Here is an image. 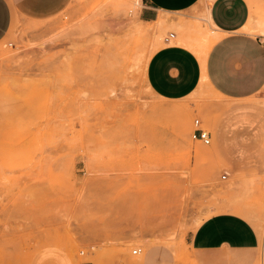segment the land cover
I'll list each match as a JSON object with an SVG mask.
<instances>
[{
	"label": "rangeland",
	"instance_id": "1",
	"mask_svg": "<svg viewBox=\"0 0 264 264\" xmlns=\"http://www.w3.org/2000/svg\"><path fill=\"white\" fill-rule=\"evenodd\" d=\"M253 6L264 20V2ZM208 7L165 32L142 19L144 0L15 9L0 42V206L38 203V239L24 245L58 248L65 264H147L152 251L155 264H194L189 236L211 216L240 209L264 232V90L233 100L198 90L199 81L188 96L165 99L148 81L167 32L177 35L172 46L196 41ZM197 119L209 146L192 140ZM228 123L222 147L217 132Z\"/></svg>",
	"mask_w": 264,
	"mask_h": 264
},
{
	"label": "crops",
	"instance_id": "2",
	"mask_svg": "<svg viewBox=\"0 0 264 264\" xmlns=\"http://www.w3.org/2000/svg\"><path fill=\"white\" fill-rule=\"evenodd\" d=\"M54 0H0V42L6 38L13 23L15 9L33 15ZM264 0H144L142 19L147 23L166 21L159 25L179 26V18H188L203 2L209 5L210 17L217 32L224 34L209 52L205 67L188 46H172L177 39L167 32V48L159 51L148 73L154 92L165 99L183 98L199 88L207 87L215 95L233 100H245L264 90V33H250L243 29L254 13V4ZM57 5L53 6L56 9ZM52 10V8H50ZM166 19V20H165ZM170 20V22L168 21ZM177 21V22H175ZM168 22L170 24H168ZM172 24V25H171ZM169 33V34H168ZM171 34L174 36L171 38ZM164 65V67H161ZM194 67V73H185ZM160 69H162L160 71ZM206 74L207 82L203 83ZM218 131L220 144H229L228 123ZM226 124V125H228ZM13 198V197H11ZM0 206V256L13 258L11 264H22L21 259L33 258L30 264H65L66 257L58 248H38L23 241H37L38 203L13 200ZM45 225L49 224V202H44ZM34 209L35 211H30ZM237 214L221 213L203 221L189 236L188 246L194 264H257L264 257V240L259 229L247 219L242 210ZM240 214V215H239ZM243 215V216H242ZM25 234V238L22 235ZM30 235V236H28ZM49 240V231L42 237ZM19 242V243H18ZM156 251H152L147 264H155Z\"/></svg>",
	"mask_w": 264,
	"mask_h": 264
},
{
	"label": "bare ground",
	"instance_id": "3",
	"mask_svg": "<svg viewBox=\"0 0 264 264\" xmlns=\"http://www.w3.org/2000/svg\"><path fill=\"white\" fill-rule=\"evenodd\" d=\"M134 5L135 6H140L141 5V0H134ZM210 8L208 7L207 8V15L205 16V18H202L203 21L205 22V24L207 25V27H202L201 24H198L196 26V29L197 31L199 32V37L196 41H193V37L191 39H186L182 42V39H181V44L185 45V46H188L190 49L193 48V50L195 51L196 55L199 57V59L201 60L202 64H203V67H205V64H206V59H207V56L209 54V52L211 51L212 47L215 45V43L220 39L222 38V36L224 34H221L220 32H217L216 29H215V26L211 20V17H210ZM132 19V18H131ZM138 19H134L133 23V26H135V28H137V25H136V21ZM166 20V19H165ZM261 20V19H260ZM260 20H257V17L255 16V14L253 13V15H251V18L249 20V23L247 24V26L243 29L245 32H250V33H254V34H257V33H264V20L260 21ZM170 22V20H168ZM168 22V24H170ZM177 22V21H175ZM157 25H163L166 23V21L164 22V20H159L156 22ZM198 23V22H197ZM181 24V23H180ZM178 24V25H180ZM172 25V24H171ZM196 25V24H195ZM164 26V25H163ZM161 27V28H164V27ZM182 26V24H181ZM180 26V27H181ZM186 26H191V25H186ZM194 26V25H193ZM195 27V26H194ZM183 28L187 29L186 27L183 26ZM182 28V29H183ZM160 29V28H159ZM178 29V28H177ZM189 29H192V26L191 28ZM194 29V28H193ZM158 30V29H157ZM180 31V30H179ZM182 32V30H181ZM180 32V33H181ZM193 32V31H192ZM195 34V32H194ZM181 35V34H180ZM185 35V34H184ZM160 36V35H159ZM188 38V37H187ZM190 38V37H189ZM195 39H196V36H195ZM176 42V41H175ZM179 42V41H178ZM194 42V43H193ZM173 43V42H172ZM180 43V42H179ZM160 46V45H159ZM155 48V47H154ZM153 48V49H154ZM155 50H158L157 48ZM154 54V53H153ZM152 54V55H153ZM151 55V54H150ZM151 55V56H152ZM150 57V56H148ZM149 60V59H148ZM147 66V64H146ZM146 69V68H145ZM206 83L207 82V76L206 74L204 75L203 77V83ZM178 109V108H177ZM160 110V109H159ZM176 110V108H175ZM181 127H182V123H181ZM260 220V219H259ZM258 221V220H257ZM261 222V221H260ZM201 223V222H200ZM261 224V223H260ZM198 226V225H197ZM261 228V225L258 226L257 228ZM259 228V229H260ZM260 234H261V229L259 230ZM263 240H264V232L261 234ZM185 255V254H184ZM262 259L264 260V257H262Z\"/></svg>",
	"mask_w": 264,
	"mask_h": 264
},
{
	"label": "built area",
	"instance_id": "4",
	"mask_svg": "<svg viewBox=\"0 0 264 264\" xmlns=\"http://www.w3.org/2000/svg\"><path fill=\"white\" fill-rule=\"evenodd\" d=\"M171 38H173L174 36L171 34L170 36ZM194 131L192 132V140L195 142H201L206 146H209L212 142V136L209 132H207L205 129L202 128L201 126V122L199 119L195 120L194 122ZM227 177H224L223 179H226ZM142 249L139 248L137 250L133 251L134 255H141L142 253Z\"/></svg>",
	"mask_w": 264,
	"mask_h": 264
}]
</instances>
